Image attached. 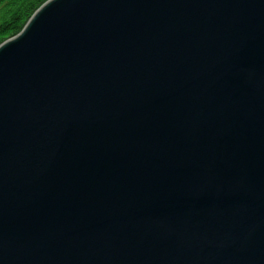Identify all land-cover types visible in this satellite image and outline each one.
Wrapping results in <instances>:
<instances>
[{
	"label": "water",
	"instance_id": "1",
	"mask_svg": "<svg viewBox=\"0 0 264 264\" xmlns=\"http://www.w3.org/2000/svg\"><path fill=\"white\" fill-rule=\"evenodd\" d=\"M0 264H264V0H49L1 44Z\"/></svg>",
	"mask_w": 264,
	"mask_h": 264
},
{
	"label": "trees",
	"instance_id": "2",
	"mask_svg": "<svg viewBox=\"0 0 264 264\" xmlns=\"http://www.w3.org/2000/svg\"><path fill=\"white\" fill-rule=\"evenodd\" d=\"M49 0H0V45L17 36Z\"/></svg>",
	"mask_w": 264,
	"mask_h": 264
}]
</instances>
